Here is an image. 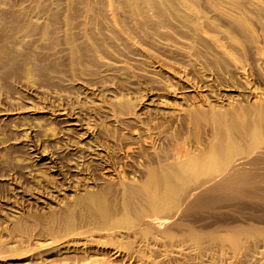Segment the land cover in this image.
Here are the masks:
<instances>
[{"label": "rangeland", "instance_id": "obj_1", "mask_svg": "<svg viewBox=\"0 0 264 264\" xmlns=\"http://www.w3.org/2000/svg\"><path fill=\"white\" fill-rule=\"evenodd\" d=\"M263 149L264 0H0V264H264Z\"/></svg>", "mask_w": 264, "mask_h": 264}, {"label": "bare ground", "instance_id": "obj_2", "mask_svg": "<svg viewBox=\"0 0 264 264\" xmlns=\"http://www.w3.org/2000/svg\"><path fill=\"white\" fill-rule=\"evenodd\" d=\"M261 151H264V149L263 150H261ZM263 153V152H262ZM247 156H244L243 157V159L241 160V158H240V160L238 161V162H236L233 166H232V168H231V170H230V180H232V181H234L235 179H237L238 177L239 178H241V179H245V177H247L248 176V174L246 175V173H248V172H245V171H242V169L243 168H246V166L247 165H251V164H253V163H251L250 162V158L248 159V158H246ZM257 158V157H256ZM259 159V158H258ZM254 161V160H253ZM261 161V160H260ZM258 162V161H257ZM251 163V164H250ZM255 164V163H254ZM252 172V171H251ZM252 177V176H251ZM250 177V178H251ZM249 177H247L246 178V180L248 179ZM204 184V183H203ZM202 185V184H201ZM156 222V221H155ZM162 223L161 221H158V224H160V223Z\"/></svg>", "mask_w": 264, "mask_h": 264}]
</instances>
